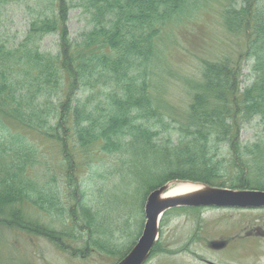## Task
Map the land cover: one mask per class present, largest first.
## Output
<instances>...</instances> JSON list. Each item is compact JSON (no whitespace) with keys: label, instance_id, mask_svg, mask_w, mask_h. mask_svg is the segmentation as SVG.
Instances as JSON below:
<instances>
[{"label":"trees","instance_id":"1","mask_svg":"<svg viewBox=\"0 0 264 264\" xmlns=\"http://www.w3.org/2000/svg\"><path fill=\"white\" fill-rule=\"evenodd\" d=\"M15 1L0 0V224L59 245L65 232L18 206L29 198L42 211L69 214L55 201L53 187L31 173L44 157L23 133L26 128L59 143L70 177L76 166L72 152L101 145L109 152L136 149L148 165L143 177L155 180L154 187L187 177L264 190V135L242 140L245 123L264 126V0H25L32 12L23 38L13 42L4 16ZM74 10L88 19L75 37L69 29ZM201 10L217 12L229 31L246 37L252 82L243 85L241 63L205 60L202 88L190 105L191 130L180 132V141L188 142L171 145L172 134L154 141L172 127L166 121L171 112L154 86L157 41L167 27ZM53 35L56 47L45 46ZM5 117L21 129L9 128ZM225 148L229 166L220 160ZM176 157L189 158L192 167L168 171L177 167Z\"/></svg>","mask_w":264,"mask_h":264},{"label":"rangeland","instance_id":"2","mask_svg":"<svg viewBox=\"0 0 264 264\" xmlns=\"http://www.w3.org/2000/svg\"><path fill=\"white\" fill-rule=\"evenodd\" d=\"M24 1L10 4L4 16L7 38L13 42L23 38L32 12ZM87 23L86 15L78 10L71 11L69 29L73 37L87 28ZM57 38V35L48 36L43 44L56 47ZM245 53L246 37L229 31L215 11H198L188 17L187 22L167 27L157 41L154 86L171 112L172 116L165 117L172 127L169 133L161 134L154 141L167 140L172 134L171 145L185 146L188 142L189 139L180 141V132L187 127L191 130L187 124L192 113L190 105L201 91L202 62L205 60L229 59L241 63L243 85H249L252 82L251 60ZM7 123L9 128L21 129L13 120L8 119ZM259 123L244 124L243 141L253 142L264 135V126ZM22 131L44 157L43 163L32 167L31 173L39 174L42 184L53 187L59 194L55 201H60L69 214L63 217L56 212L42 211L29 198L23 205L16 203L27 215L65 232H62L59 245L45 235L0 224V264H120L143 232L145 203L152 191L167 186L166 191L169 186L174 188L187 183L200 188L218 187L187 177L174 178L154 187L155 180L148 175L147 179L143 177L148 165L145 157L136 154V149L109 152L102 150L101 145L72 152L76 166L70 177L69 165L63 161L59 143L27 128ZM231 158L230 151L220 156V160L229 161L226 166L232 164ZM162 159L166 157L163 155ZM174 161L177 167H169L168 171L181 172L193 164L189 158H172ZM216 161L212 159L211 162L215 165ZM164 163L162 160L157 165L161 167ZM220 241H227V246L218 249L212 246L213 242ZM213 263L264 264V207H172L162 216L158 236L143 262Z\"/></svg>","mask_w":264,"mask_h":264},{"label":"water","instance_id":"3","mask_svg":"<svg viewBox=\"0 0 264 264\" xmlns=\"http://www.w3.org/2000/svg\"><path fill=\"white\" fill-rule=\"evenodd\" d=\"M167 188L154 190L150 193L145 204L146 222L143 233L137 244L120 264H143L149 256L151 248L158 236V219L162 213L177 206H218L258 208L264 207V190L232 189L227 187H203L201 191L182 194L173 197H161L160 194ZM225 241L213 242L216 249L223 248ZM214 264V263H213Z\"/></svg>","mask_w":264,"mask_h":264},{"label":"bare ground","instance_id":"4","mask_svg":"<svg viewBox=\"0 0 264 264\" xmlns=\"http://www.w3.org/2000/svg\"><path fill=\"white\" fill-rule=\"evenodd\" d=\"M203 188H200V186L194 185V184H181L179 186H176L174 188L168 187V189L160 194L161 197H173L178 196L182 194H190L197 191H201ZM166 211L162 213V215L158 219V228L160 227L161 218L164 215Z\"/></svg>","mask_w":264,"mask_h":264}]
</instances>
